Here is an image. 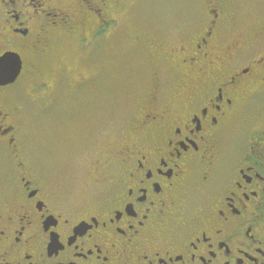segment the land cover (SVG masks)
Here are the masks:
<instances>
[{
	"label": "flooded vegetation",
	"instance_id": "af4514ba",
	"mask_svg": "<svg viewBox=\"0 0 264 264\" xmlns=\"http://www.w3.org/2000/svg\"><path fill=\"white\" fill-rule=\"evenodd\" d=\"M111 8L0 0V55H19L18 78L47 59L65 77L57 49L87 48L76 70L95 58ZM239 13L206 0L188 35L131 24L152 77L69 186L35 159L12 84L0 86V264H264V21ZM72 87L78 106L94 105L91 79Z\"/></svg>",
	"mask_w": 264,
	"mask_h": 264
},
{
	"label": "rangeland",
	"instance_id": "374dc122",
	"mask_svg": "<svg viewBox=\"0 0 264 264\" xmlns=\"http://www.w3.org/2000/svg\"><path fill=\"white\" fill-rule=\"evenodd\" d=\"M201 2L202 0H125V10L123 9L120 16L111 13L115 20L111 22L107 32L111 39L108 43L97 39L95 58H92L98 63L97 76L106 80L112 72L113 80L117 81L115 84L110 81L112 90L105 87L99 92V89H102L100 78L95 83L94 89H89L95 94L97 92L98 95L103 94L101 103L98 101L100 98L98 95L94 98L95 102L92 103L94 105L82 107V104L78 106L75 102L76 96L72 95V86L78 80V70L84 74H87L88 70L82 67L75 69L77 54H74V50L78 49L74 43H66L57 49L62 52L61 57L67 62L66 77L55 78V71L60 68L56 59H47L40 63V69L34 78L30 74L18 78L11 93L21 110L18 118L22 127L25 125L28 146L35 159L55 180H60L65 186H69L73 179L79 182L83 180L85 175L81 178L78 172L87 169L86 165L89 159H92L95 146L103 143L104 139L108 140L110 135H115L117 132L115 127L122 124L123 117L135 107L133 98L137 92H141L139 84L143 76L144 80L141 83L144 84L146 81L141 70L133 77L129 74L124 76L118 74L110 65V74L105 72V75L101 76V70L107 62L118 59L117 62L120 64L122 60L121 51L124 49L122 27L131 23L130 18L142 19L149 26L156 25L155 29L162 34L177 35L178 32L191 29L198 23L202 14ZM235 3L249 15L246 17L250 26H254V18L264 19V0H235ZM121 79L122 82H119ZM35 80H39L38 86ZM44 83L54 86L53 94L48 97L56 100L52 107L43 106V101L48 99L45 96ZM87 95L89 96L88 93ZM101 115L107 118L100 121L98 118ZM4 165L5 153L0 148V168L3 169Z\"/></svg>",
	"mask_w": 264,
	"mask_h": 264
},
{
	"label": "trees",
	"instance_id": "16d2710c",
	"mask_svg": "<svg viewBox=\"0 0 264 264\" xmlns=\"http://www.w3.org/2000/svg\"><path fill=\"white\" fill-rule=\"evenodd\" d=\"M201 1V0H200ZM209 1V0H208ZM211 2L213 3H216V2H221V3H224V4H228L229 7L232 9V10H235V11H240L239 15H241L242 17H244L245 19H247L246 16H249L246 14L245 10L243 11V8L241 9L239 7L238 4L235 3V0H222V1H219V0H210ZM205 2L206 0H202V9H204L205 7ZM123 9L125 10V0H112V8L110 10V13H112L113 15L117 16V15H121V13L123 12ZM128 12H126L127 14ZM255 22H258L259 19L257 18H254ZM138 21H141L143 22V24H146L145 20H142V19H133V18H130V24L128 25H125L124 27H122V30L124 31L123 32V41L125 42L124 43V46L121 51V58L124 60H120V64L117 62L118 59H113L112 61L110 62H107V64L103 67V69L101 70V76L102 75H105V72H107V74L109 75L110 74V65H112L114 67V70L117 71V73L121 74V75H126V74H129L131 77H133L138 71L141 70V72L145 75L146 77V81L148 82L152 75L150 74V70L147 68L146 66V61L144 59H141L139 57H136V54L139 53V49H138V44L137 42L135 43V34H137V32L134 31L133 29V26L131 24H135L137 23ZM199 21H200V18H199ZM198 21V22H199ZM260 21H264V19L260 20ZM198 24V23H197ZM197 24H194V26L190 29H186L184 32V34L188 35L189 33H191V31H193L195 25ZM129 26V27H128ZM127 27V28H126ZM156 34H162L159 30H156ZM165 35V34H164ZM77 49H84L82 45H80V48H77ZM110 52V51H108ZM120 55V54H119ZM138 56V55H137ZM62 58V57H61ZM57 60H59L57 58ZM58 62V61H57ZM59 63V62H58ZM40 64H37L33 70V72L30 74V76L32 75L33 78L35 77L34 75H37V72L39 71L40 67H39ZM67 64H63L61 67H67L66 66ZM41 66V65H40ZM80 67L82 68H85L88 70L87 74H84V73H81V72H78V80L76 82H83V81H89L91 79L92 83L95 85L96 82H98L97 80H99L101 77L97 76V69H98V63H97V60H93L92 58H90L88 56V58H85L82 62H81V65ZM122 70V72H121ZM149 71V73H148ZM99 72V70H98ZM30 72L26 71V72H23V74L21 75L22 76H26V75H29ZM99 75H100V72H99ZM31 76V77H32ZM66 77V75H64ZM114 76L111 72V75L109 76V78H107L106 80H104L103 78H101L102 82H101V86L100 87L102 88H105V87H109L110 89L109 90H112V83L115 84L117 81L113 80ZM20 79V78H19ZM36 79V78H35ZM123 79L119 80V82H122ZM144 80V76L143 78L141 79V82ZM35 81H39V80H35ZM110 81L112 83H110ZM145 81L144 84H142L140 82L139 84V91L145 87H143L144 85L147 84V82ZM17 83V81H16ZM14 83L12 86H11V91H12V87L16 84ZM99 84V83H98ZM39 85V82L36 84V86ZM127 86V85H126ZM128 89V87H127ZM101 90V89H100ZM127 91V90H126ZM13 93V92H12ZM14 96V95H13ZM14 99V97H13ZM43 101V100H42ZM14 103L15 105L17 106V109L16 110V113H17V116L18 114H20V108L19 106L16 104L15 102V99H14ZM43 106H45V102L43 101ZM20 121V120H19ZM26 124V123H25ZM19 126H20V131L21 133L23 134V137L25 139L28 140L27 138V133L24 131L25 129V125L22 127V124L19 123ZM29 141V140H28Z\"/></svg>",
	"mask_w": 264,
	"mask_h": 264
},
{
	"label": "water",
	"instance_id": "95a60500",
	"mask_svg": "<svg viewBox=\"0 0 264 264\" xmlns=\"http://www.w3.org/2000/svg\"><path fill=\"white\" fill-rule=\"evenodd\" d=\"M21 71V59L16 52L0 55V86L13 83Z\"/></svg>",
	"mask_w": 264,
	"mask_h": 264
}]
</instances>
